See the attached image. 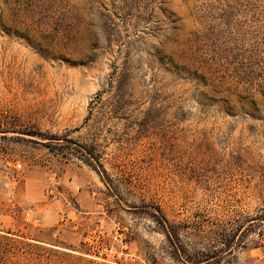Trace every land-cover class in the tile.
Listing matches in <instances>:
<instances>
[{
  "label": "rangeland",
  "instance_id": "374dc122",
  "mask_svg": "<svg viewBox=\"0 0 264 264\" xmlns=\"http://www.w3.org/2000/svg\"><path fill=\"white\" fill-rule=\"evenodd\" d=\"M263 208L264 0H0L5 264H264Z\"/></svg>",
  "mask_w": 264,
  "mask_h": 264
},
{
  "label": "trees",
  "instance_id": "16d2710c",
  "mask_svg": "<svg viewBox=\"0 0 264 264\" xmlns=\"http://www.w3.org/2000/svg\"><path fill=\"white\" fill-rule=\"evenodd\" d=\"M90 153V152H88ZM245 218H247V222H248V225H251L253 223V221L255 222H259L261 224L264 225V208L256 215H249V216H246ZM243 223V222H242ZM236 225V228L235 230L243 225V224H235ZM165 234H168L169 232H167V230H163ZM9 242H12V239L6 235H3V234H0V264H5V260H4V257H3V253L1 251V248H9L10 245L7 246V244H9ZM24 244L26 245H30L29 243H26V242H23Z\"/></svg>",
  "mask_w": 264,
  "mask_h": 264
},
{
  "label": "built area",
  "instance_id": "2783aa9c",
  "mask_svg": "<svg viewBox=\"0 0 264 264\" xmlns=\"http://www.w3.org/2000/svg\"><path fill=\"white\" fill-rule=\"evenodd\" d=\"M24 220L29 222V223H36L37 219L33 216V214H31L30 210L26 211L24 213Z\"/></svg>",
  "mask_w": 264,
  "mask_h": 264
}]
</instances>
